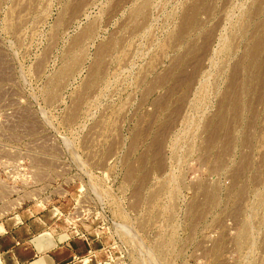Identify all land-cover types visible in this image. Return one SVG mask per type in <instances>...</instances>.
Wrapping results in <instances>:
<instances>
[{"label":"rangeland","instance_id":"1","mask_svg":"<svg viewBox=\"0 0 264 264\" xmlns=\"http://www.w3.org/2000/svg\"><path fill=\"white\" fill-rule=\"evenodd\" d=\"M15 216L101 264H264V0H0Z\"/></svg>","mask_w":264,"mask_h":264},{"label":"crops","instance_id":"2","mask_svg":"<svg viewBox=\"0 0 264 264\" xmlns=\"http://www.w3.org/2000/svg\"><path fill=\"white\" fill-rule=\"evenodd\" d=\"M60 235L41 220L19 216L1 220L0 264H101L94 243Z\"/></svg>","mask_w":264,"mask_h":264},{"label":"bare ground","instance_id":"3","mask_svg":"<svg viewBox=\"0 0 264 264\" xmlns=\"http://www.w3.org/2000/svg\"><path fill=\"white\" fill-rule=\"evenodd\" d=\"M259 46H260V45H259ZM255 48H256V47H255ZM255 48H254V49H255Z\"/></svg>","mask_w":264,"mask_h":264}]
</instances>
